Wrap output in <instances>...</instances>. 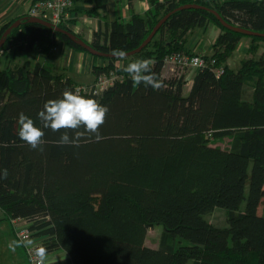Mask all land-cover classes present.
Listing matches in <instances>:
<instances>
[{"label": "trees", "instance_id": "obj_1", "mask_svg": "<svg viewBox=\"0 0 264 264\" xmlns=\"http://www.w3.org/2000/svg\"><path fill=\"white\" fill-rule=\"evenodd\" d=\"M80 1L93 5L87 14L99 15L102 0ZM186 3L203 7L176 9ZM210 9L261 34L224 27ZM168 12L150 41L126 60L93 55L104 60L92 67L94 78L111 70L119 76L98 93L80 92L109 108L99 142L58 146L62 132L43 129L44 150L31 149L17 135L18 115L41 126L37 113L44 103L78 83L40 62L31 69L27 62L0 67V145L7 144L0 147V169L8 171L0 180V210L4 219L25 220L47 253L68 254L56 264H264V57H255L264 41V0H150L144 15L107 23L90 44L108 54L133 50ZM27 17L0 27L1 38L21 20L0 46V61L4 54L48 51L57 40L86 51ZM208 24L220 31L210 54L196 52L205 62L184 93L186 69L164 75V58L194 54L187 38ZM57 26L73 32L66 20ZM242 36L251 41L233 70L226 61ZM138 59L153 60L163 88L133 86L122 67ZM223 136L226 146L214 143ZM215 207L226 209V226L205 218ZM156 223L163 225L159 245L148 246L147 230Z\"/></svg>", "mask_w": 264, "mask_h": 264}, {"label": "crops", "instance_id": "obj_2", "mask_svg": "<svg viewBox=\"0 0 264 264\" xmlns=\"http://www.w3.org/2000/svg\"><path fill=\"white\" fill-rule=\"evenodd\" d=\"M31 3L32 0H0V27L18 16L26 15ZM92 7L91 3L76 0L67 11L65 17L71 30L81 35L82 39L88 43L92 41L94 32L103 30L107 23L115 19L127 21L132 13L144 15L150 7V0H102L101 6L97 8L99 15L86 13ZM211 25H213V44L220 29L214 24L200 27H211ZM188 38L185 44L188 49H191L194 54H197L196 52L205 54L198 49L197 45L200 40L187 44ZM250 41L251 38L249 36H242L236 43L231 55L234 54L240 57L241 60L245 58ZM52 48L49 51H40L38 48H34L30 52L22 53V65L27 62V68L31 69L36 62H40L51 67L56 72H65L77 83H88L94 80L92 67L104 63L103 59L96 58L87 51L75 50L61 40H57ZM260 56L264 57V41H259L255 52L256 58ZM226 64L229 66L228 59ZM189 69L190 71L186 73V76L190 75V79H187L185 83L187 89L183 90V92L189 90L195 72V69ZM12 221L4 219L0 210V264H28L23 250L24 244L16 238ZM17 221L26 222L22 218H17ZM31 240L37 244L40 243V237H31ZM10 245L15 247V251L12 250ZM67 258L68 254L63 250L52 251L47 253L46 262L47 264H56L67 260Z\"/></svg>", "mask_w": 264, "mask_h": 264}, {"label": "clouds", "instance_id": "obj_3", "mask_svg": "<svg viewBox=\"0 0 264 264\" xmlns=\"http://www.w3.org/2000/svg\"><path fill=\"white\" fill-rule=\"evenodd\" d=\"M111 55L118 61L127 59V52L123 49H113ZM153 63L151 59H138L124 65L122 70L131 77L134 87L142 84L153 90H160L164 84L153 72ZM108 112L109 108L106 105L80 94L78 89H65L60 98L47 100L37 113L41 126H37L32 118L21 112L17 120V135L31 149L39 151L44 150L43 129L62 132L60 138L55 141L58 146L79 147L82 141L87 142L93 138L99 142L103 139L100 129L106 122ZM0 147H7V144H2ZM7 177V169H0V180H6ZM23 243L28 247L33 245L32 240H26ZM10 247L15 251L14 246L10 245ZM34 254L38 258L37 264H46L47 249L45 247L35 248Z\"/></svg>", "mask_w": 264, "mask_h": 264}, {"label": "built area", "instance_id": "obj_4", "mask_svg": "<svg viewBox=\"0 0 264 264\" xmlns=\"http://www.w3.org/2000/svg\"><path fill=\"white\" fill-rule=\"evenodd\" d=\"M74 0H35L28 8V16H36L57 25L65 19L67 11L73 6ZM205 60L199 54L171 53L164 58L163 74H180L183 69H196L204 64ZM116 66L119 65L117 61ZM217 73L222 72V69H216ZM119 76L113 71L108 73L98 74L90 84H77L74 90L79 92L98 93L114 83ZM14 234L22 243L26 240H31V232L28 229L26 222L12 219ZM24 244V243H23ZM38 244L33 242L31 247L25 246L24 249L27 255L28 264H37L38 258L34 254ZM47 264V262H46Z\"/></svg>", "mask_w": 264, "mask_h": 264}, {"label": "rangeland", "instance_id": "obj_5", "mask_svg": "<svg viewBox=\"0 0 264 264\" xmlns=\"http://www.w3.org/2000/svg\"><path fill=\"white\" fill-rule=\"evenodd\" d=\"M212 26L213 25H211V27H200V26L195 27L193 29L192 33L189 35L187 44H190L192 41L197 42L200 40L198 45H197L198 49L201 52L208 54L211 51V44L213 41V31H212L213 27ZM22 63H23L22 54H15L14 56H11L9 54H4L1 58L0 66H4V65L13 66L15 64L22 66ZM228 63H229L230 68H232L233 70H237L241 64V58L233 54V55H231V57L228 58ZM188 71H190L189 68L186 69V71L184 72L186 81H187V79L188 80L190 79V77H189L190 75L186 76V73ZM90 83H92V81L88 82V83H78V84H90ZM186 89H187V86L184 85L183 90L185 91ZM246 90H247V92L250 91V89H248V88ZM184 93H186V92H184ZM228 141H229V137L223 136V137L215 138L214 143L218 144L220 146H226ZM246 192H247V187H246ZM244 205H245V200L242 201L239 209H243ZM262 210H263V208H259L258 211L262 212ZM205 218H207L209 221H211L214 225H217V226H226L227 225V212H226V209L222 208V207H215L212 211L205 214ZM162 230H163V225L161 223H156L153 226H151L147 230L145 244L148 246H152V247H158L160 237L162 234ZM177 244H178V242L175 245H177ZM23 250H24L25 258L27 260V255H26L25 249L23 248ZM27 262H28V260H27ZM63 264H65V263H63ZM187 264H192V260H189L187 262Z\"/></svg>", "mask_w": 264, "mask_h": 264}, {"label": "water", "instance_id": "obj_6", "mask_svg": "<svg viewBox=\"0 0 264 264\" xmlns=\"http://www.w3.org/2000/svg\"><path fill=\"white\" fill-rule=\"evenodd\" d=\"M196 8V7H203L201 5L198 4H194V3H186L183 5L178 6V8L176 9H182V8ZM211 12L216 16V18L218 19V21L227 28H230L234 31L240 32L242 34L245 35H260L261 33L252 31L250 29H246V28H241V27H236L231 25L230 23H228L227 21H225L220 15L219 13L214 10V9H210ZM171 12H168L167 14H165L164 16H162L157 22L156 24L153 26L152 30L150 31V33L148 34V36L146 37V39L135 49L127 51V56L132 55L133 53L139 51L140 49H142L149 41L150 39L153 37V35L155 34V32L158 30V28L160 27V25L168 18V16L170 15ZM28 21H35V22H39L45 26H48L64 35H66L72 42H74L75 44L81 46L82 48H84L87 52H89L92 55H97V56H106V57H112L111 54L108 53H103L101 51H99L98 49L94 48L90 43L86 42L84 39L76 36V34H74L73 32L63 29L57 25L52 24L51 22L42 19L40 17H36V16H28L27 17ZM20 19H16L15 21H13L2 33V36L0 38V46L3 44L6 36L8 35V33L10 32V30L14 27H16L19 23H20Z\"/></svg>", "mask_w": 264, "mask_h": 264}]
</instances>
